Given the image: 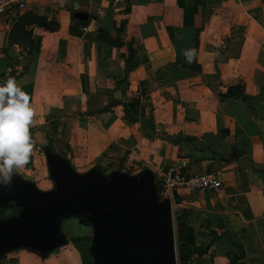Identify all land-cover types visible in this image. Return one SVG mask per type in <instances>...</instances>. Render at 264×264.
Instances as JSON below:
<instances>
[{"label":"crops","instance_id":"1","mask_svg":"<svg viewBox=\"0 0 264 264\" xmlns=\"http://www.w3.org/2000/svg\"><path fill=\"white\" fill-rule=\"evenodd\" d=\"M25 3L53 24L26 25L24 47L0 14V81L14 78L34 110L29 162L0 188V264H86L79 236L47 248L14 237L29 231L32 209L12 196L51 202L56 168L83 181L95 168L128 177L129 167L138 179L181 167L220 180L219 190L170 197L205 248L185 264H264V0Z\"/></svg>","mask_w":264,"mask_h":264},{"label":"water","instance_id":"2","mask_svg":"<svg viewBox=\"0 0 264 264\" xmlns=\"http://www.w3.org/2000/svg\"><path fill=\"white\" fill-rule=\"evenodd\" d=\"M73 19L87 21L88 13L76 11ZM54 176L60 192L51 202L38 204L33 192L19 189L12 199H27L32 209L31 227L16 238L40 248L61 241L56 223L69 212L100 233L97 256L107 264H175L170 207L156 208L150 177L132 182L114 177L103 186L96 177L80 181L65 169Z\"/></svg>","mask_w":264,"mask_h":264},{"label":"rangeland","instance_id":"3","mask_svg":"<svg viewBox=\"0 0 264 264\" xmlns=\"http://www.w3.org/2000/svg\"><path fill=\"white\" fill-rule=\"evenodd\" d=\"M7 19H9L12 23V30L11 33L9 34V39L13 42H17L20 45L24 47H28L30 44V35L29 32L25 29V26L30 24L31 22H37L40 24H44L48 27L52 26V22H47L45 20L44 15H39L35 12H28L25 10H20V9H13L11 11L5 12L3 14ZM117 31H115L116 35ZM107 41L109 42L110 39L114 42L117 43L118 40L114 39V36H106ZM184 62V60H182ZM194 66V64H193ZM0 83H3V81H0ZM129 105H131L130 111H133L132 114L130 115V119L135 121L137 120L136 118V111L134 108L135 106V101H129ZM132 109V110H131ZM57 123L54 120L53 121V127H56ZM126 173L128 177L123 176L121 174V177L126 178L129 181L135 182L140 179L135 177L136 172L133 171V167L125 168ZM107 171L102 172L98 168H95L94 171L92 172L93 176H97L96 178L99 180V182L105 186L109 187L113 185V179L114 177L120 176L119 174L115 173L113 175L106 174ZM90 176V175H88ZM154 179H150V186H151V191H152V197H153V202L156 206V208H165V207H170V197L165 194V187L162 184L160 180H158L156 177H153ZM60 192V188L57 190V194ZM173 201L175 203H179L180 199L178 196L173 197ZM172 213V222H173V240H174V246H175V264H185V262L179 260V232H182V237L187 235L188 231L186 230V227H189L187 224V219H189L190 212H187L186 209L184 208H174V211H171ZM75 214L72 212L66 214L63 218L64 220L61 221V228L62 229H57L61 240L64 238V236L67 235H72L73 239H76L77 236L81 238L83 241L86 243V248L88 247V253L86 255L87 262L86 264H107L103 263L102 260L97 256V239L100 237L99 231L96 229H93L91 225H85L82 220H80L78 217L77 221L75 220ZM78 223V224H77ZM61 231V232H60ZM80 239V240H81ZM4 255V251L0 250V256Z\"/></svg>","mask_w":264,"mask_h":264},{"label":"clouds","instance_id":"4","mask_svg":"<svg viewBox=\"0 0 264 264\" xmlns=\"http://www.w3.org/2000/svg\"><path fill=\"white\" fill-rule=\"evenodd\" d=\"M29 95L9 77L0 83V188L12 186L13 176L28 164L33 149L30 126L34 110Z\"/></svg>","mask_w":264,"mask_h":264},{"label":"built area","instance_id":"5","mask_svg":"<svg viewBox=\"0 0 264 264\" xmlns=\"http://www.w3.org/2000/svg\"><path fill=\"white\" fill-rule=\"evenodd\" d=\"M25 0H0V14L13 9L25 10ZM169 197L181 188L188 191H216L221 182L212 172L187 173L181 167L170 168L159 177Z\"/></svg>","mask_w":264,"mask_h":264},{"label":"trees","instance_id":"6","mask_svg":"<svg viewBox=\"0 0 264 264\" xmlns=\"http://www.w3.org/2000/svg\"><path fill=\"white\" fill-rule=\"evenodd\" d=\"M187 235L182 237V232H179V260L185 261L193 253H203L205 248H199L194 245V235L190 227H186ZM234 264V262L231 261Z\"/></svg>","mask_w":264,"mask_h":264}]
</instances>
